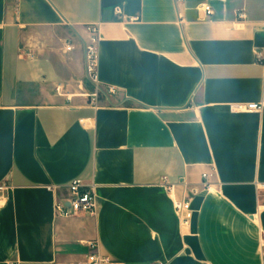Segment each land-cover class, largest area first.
Returning a JSON list of instances; mask_svg holds the SVG:
<instances>
[{"label":"crops","instance_id":"1","mask_svg":"<svg viewBox=\"0 0 264 264\" xmlns=\"http://www.w3.org/2000/svg\"><path fill=\"white\" fill-rule=\"evenodd\" d=\"M88 25L116 90L97 108L80 96ZM74 179L95 216H55ZM1 182L0 264H85L94 241L115 264H262L264 0H0Z\"/></svg>","mask_w":264,"mask_h":264},{"label":"built area","instance_id":"2","mask_svg":"<svg viewBox=\"0 0 264 264\" xmlns=\"http://www.w3.org/2000/svg\"><path fill=\"white\" fill-rule=\"evenodd\" d=\"M176 6L181 4L183 0H174ZM198 10H200L205 18L213 14L211 6L204 2L199 4ZM116 13L119 10L116 9ZM239 19H244L245 16L242 13L238 14ZM134 18H130V21ZM87 38L84 42V73L87 82L92 86L93 90L89 94H80V96L87 99L89 106L94 108L99 107L101 96H113L116 93L114 87L107 86L102 87L98 80V61H99V31L97 25H88L85 27ZM72 47L68 43L66 44L65 51H71ZM257 60H262L261 54L256 55ZM62 90L61 86L55 88L56 93ZM261 109L258 104L241 105L236 104L232 106L233 111L239 112H257ZM202 183L200 187L187 188L188 195L190 197L196 196L201 190H210L211 183L208 181V175L203 173ZM161 184L166 192L172 196L174 194L176 185L169 182L166 177L161 178ZM46 190L56 194L60 187L56 185H47ZM11 189V185L7 182L0 183V202L7 199L8 192ZM67 196L58 197L54 202V214L57 217L70 218L79 214H85L88 216H95L97 212L96 198L92 185L84 184L80 179H74L66 186ZM173 211L176 217L179 219L183 227H188L192 219V211L190 206V200H173ZM264 207V205H263ZM90 253L87 255L85 264H115L110 257L102 255L98 250V243L96 241L89 242ZM261 260L264 264V241L262 242ZM17 264V263H13Z\"/></svg>","mask_w":264,"mask_h":264}]
</instances>
